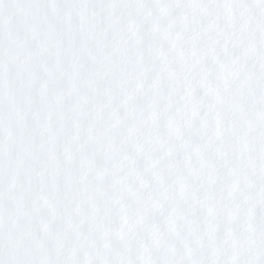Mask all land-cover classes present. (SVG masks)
Returning <instances> with one entry per match:
<instances>
[{"label":"snow or ice","instance_id":"snow-or-ice-1","mask_svg":"<svg viewBox=\"0 0 264 264\" xmlns=\"http://www.w3.org/2000/svg\"><path fill=\"white\" fill-rule=\"evenodd\" d=\"M0 264H264V0H0Z\"/></svg>","mask_w":264,"mask_h":264}]
</instances>
